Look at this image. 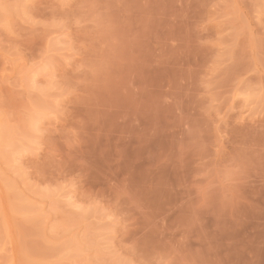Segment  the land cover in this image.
<instances>
[{"label": "rangeland", "instance_id": "1", "mask_svg": "<svg viewBox=\"0 0 264 264\" xmlns=\"http://www.w3.org/2000/svg\"><path fill=\"white\" fill-rule=\"evenodd\" d=\"M0 264H264V0H0Z\"/></svg>", "mask_w": 264, "mask_h": 264}]
</instances>
